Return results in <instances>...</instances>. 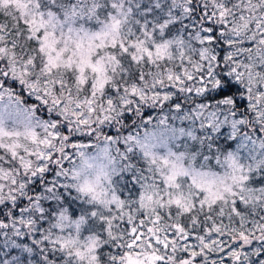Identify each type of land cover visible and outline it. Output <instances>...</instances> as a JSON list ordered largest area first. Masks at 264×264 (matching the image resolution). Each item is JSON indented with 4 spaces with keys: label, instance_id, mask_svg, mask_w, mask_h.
I'll list each match as a JSON object with an SVG mask.
<instances>
[{
    "label": "snow or ice",
    "instance_id": "obj_1",
    "mask_svg": "<svg viewBox=\"0 0 264 264\" xmlns=\"http://www.w3.org/2000/svg\"><path fill=\"white\" fill-rule=\"evenodd\" d=\"M0 264H264V0H0Z\"/></svg>",
    "mask_w": 264,
    "mask_h": 264
}]
</instances>
